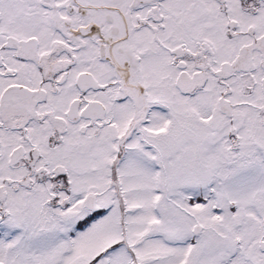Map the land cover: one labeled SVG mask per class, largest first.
<instances>
[{
  "label": "snow or ice",
  "instance_id": "1",
  "mask_svg": "<svg viewBox=\"0 0 264 264\" xmlns=\"http://www.w3.org/2000/svg\"><path fill=\"white\" fill-rule=\"evenodd\" d=\"M0 264H264V0H0Z\"/></svg>",
  "mask_w": 264,
  "mask_h": 264
}]
</instances>
